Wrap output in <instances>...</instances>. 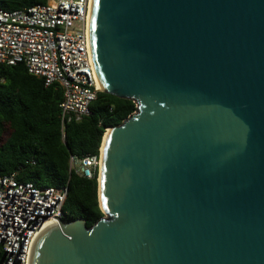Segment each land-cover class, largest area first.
<instances>
[{
  "label": "water",
  "instance_id": "95a60500",
  "mask_svg": "<svg viewBox=\"0 0 264 264\" xmlns=\"http://www.w3.org/2000/svg\"><path fill=\"white\" fill-rule=\"evenodd\" d=\"M89 43L137 109L103 139L105 216L29 264H264V0H92Z\"/></svg>",
  "mask_w": 264,
  "mask_h": 264
},
{
  "label": "built area",
  "instance_id": "2783aa9c",
  "mask_svg": "<svg viewBox=\"0 0 264 264\" xmlns=\"http://www.w3.org/2000/svg\"><path fill=\"white\" fill-rule=\"evenodd\" d=\"M92 0H47L16 11L0 8V64H25L46 87L63 90L62 139L66 127L89 117L101 89L89 43ZM34 164V162H32ZM99 155H71L70 173L100 178ZM68 187L37 188L18 180V172L0 175V264H29L33 243L51 222L66 220ZM59 219V220H58Z\"/></svg>",
  "mask_w": 264,
  "mask_h": 264
},
{
  "label": "trees",
  "instance_id": "16d2710c",
  "mask_svg": "<svg viewBox=\"0 0 264 264\" xmlns=\"http://www.w3.org/2000/svg\"><path fill=\"white\" fill-rule=\"evenodd\" d=\"M46 2L0 0V8L16 11ZM62 101L61 87H46L25 64H0V175L18 172L20 182L37 188L68 187L63 208L66 221L83 219L91 228L105 216L99 202V181L71 174L70 157L99 155L107 129L121 125L137 105L101 92L91 105L92 114L68 125L63 141Z\"/></svg>",
  "mask_w": 264,
  "mask_h": 264
},
{
  "label": "bare ground",
  "instance_id": "6f19581e",
  "mask_svg": "<svg viewBox=\"0 0 264 264\" xmlns=\"http://www.w3.org/2000/svg\"><path fill=\"white\" fill-rule=\"evenodd\" d=\"M99 87H100V89H101V85H100V83H99Z\"/></svg>",
  "mask_w": 264,
  "mask_h": 264
},
{
  "label": "rangeland",
  "instance_id": "374dc122",
  "mask_svg": "<svg viewBox=\"0 0 264 264\" xmlns=\"http://www.w3.org/2000/svg\"><path fill=\"white\" fill-rule=\"evenodd\" d=\"M7 136V135H6Z\"/></svg>",
  "mask_w": 264,
  "mask_h": 264
}]
</instances>
